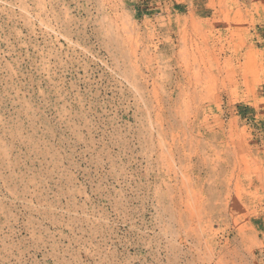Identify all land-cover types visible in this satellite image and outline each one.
<instances>
[{"label": "rangeland", "instance_id": "1", "mask_svg": "<svg viewBox=\"0 0 264 264\" xmlns=\"http://www.w3.org/2000/svg\"><path fill=\"white\" fill-rule=\"evenodd\" d=\"M0 264H264V0H0Z\"/></svg>", "mask_w": 264, "mask_h": 264}]
</instances>
